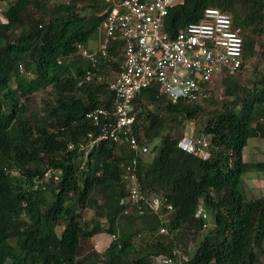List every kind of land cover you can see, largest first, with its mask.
Listing matches in <instances>:
<instances>
[{
  "label": "trees",
  "instance_id": "1",
  "mask_svg": "<svg viewBox=\"0 0 264 264\" xmlns=\"http://www.w3.org/2000/svg\"><path fill=\"white\" fill-rule=\"evenodd\" d=\"M112 6L111 0H12L0 12V264H153L174 249L183 264H262L264 195L245 198L241 176L264 175V158L243 157L249 138L264 137V70L251 84L222 78V99L203 104L167 102L155 89L135 97L134 134L141 133L152 154L149 161L148 153L140 157L138 183L172 210L162 218L149 209L126 214L123 181L132 152L111 140L81 147L95 131L86 113L111 106L102 76L119 68L122 44L109 46L110 59L95 65L77 53V44L86 47ZM207 7L241 27L245 65L261 45L264 0H183L168 9L165 30L173 35L199 21ZM42 90L41 107L32 108ZM153 105L163 106L170 120L208 115L202 131L209 157L180 149ZM199 202L210 214L206 232L194 217ZM161 225L166 233H159ZM101 232L106 248L78 257L81 236Z\"/></svg>",
  "mask_w": 264,
  "mask_h": 264
},
{
  "label": "built area",
  "instance_id": "2",
  "mask_svg": "<svg viewBox=\"0 0 264 264\" xmlns=\"http://www.w3.org/2000/svg\"><path fill=\"white\" fill-rule=\"evenodd\" d=\"M182 2L118 0L104 17V37L99 47L90 51L77 44V53L92 65L99 59H110L109 46L115 42L122 44L119 68L108 80L113 95L111 106L95 107L86 113L95 131L88 133V143L81 144V147L90 149L101 141L111 140L125 144L132 152L123 181L129 191L126 202L130 204L124 211L126 214L133 210L143 214L144 209H149L162 218L172 210L164 197L142 192L138 183L140 157L145 156L150 147L145 144L141 133L137 134L140 140L134 134L138 112L135 97L145 89H155L157 97L171 103L182 100L203 104L211 97L220 100L223 88L215 92L216 82L237 74L245 66L241 27L234 26L230 14L219 8H205L199 21L187 24L173 35L165 30L168 9ZM86 76L89 78L90 72ZM189 122L186 131L178 138V147L207 159L210 155L209 135L203 132L194 135L195 120ZM194 217L203 220L202 229L211 227L210 214L200 202ZM158 231L166 233L167 230L161 225ZM153 264H183V259L174 249L172 256L154 257Z\"/></svg>",
  "mask_w": 264,
  "mask_h": 264
},
{
  "label": "rangeland",
  "instance_id": "3",
  "mask_svg": "<svg viewBox=\"0 0 264 264\" xmlns=\"http://www.w3.org/2000/svg\"><path fill=\"white\" fill-rule=\"evenodd\" d=\"M10 1L12 0H0V12H3L6 9L8 2ZM117 1L118 0H115L114 2ZM103 37V28H99V30L94 35H92L89 41L85 44L86 47L90 51L96 50L99 47ZM262 52H264V34L262 35L261 45L258 44V46H256L255 48L254 56L245 62V66L240 70V72L233 75L237 82L241 84H251L252 82L257 81L260 78L262 74L261 72L262 70H264V55H261ZM112 73L113 70L109 68L107 74L103 75L102 77L105 78L104 80H109ZM221 89L222 84L220 82H216V84L214 85V91L219 92ZM45 96L46 93L43 90L33 95L31 107L39 109L42 104L41 100ZM226 99L229 100V97L227 96ZM150 110H157L160 115L164 116L167 119V122H169L168 127L172 129L171 131L173 132V136L175 138L181 137L184 131H186L187 124L190 123V120H185L180 116H176L174 118L175 121L173 119L170 120V115L167 116V110L163 106L156 108L153 105L150 107ZM207 119L208 115H199L198 119L195 120L194 135H198L199 133L203 132L202 130L204 129ZM254 149L264 152V137L254 136L248 139L247 145L244 150L245 153L249 151L251 154H253L251 151H253ZM153 154L156 155L157 150H155ZM151 156L152 154L148 153L145 156V160L149 161L151 159ZM260 180H264V175L262 174V172L257 170H249L241 176V188L245 198H258L264 195V186H258L255 184L256 181L259 182ZM84 214L89 217L92 214V211L85 210ZM107 238L108 237L106 236L105 232L98 233L91 238L81 236L78 257H84L90 253L104 250L108 243ZM194 248V244H191L190 250L192 251ZM261 258L264 261V255L261 256ZM262 264H264V262Z\"/></svg>",
  "mask_w": 264,
  "mask_h": 264
},
{
  "label": "crops",
  "instance_id": "4",
  "mask_svg": "<svg viewBox=\"0 0 264 264\" xmlns=\"http://www.w3.org/2000/svg\"><path fill=\"white\" fill-rule=\"evenodd\" d=\"M112 3H116L114 2L115 0H111ZM245 148L243 149V157L247 162H256V161H261L264 158V152L263 151H259L257 149H254L253 151H251L253 154H251L249 151L245 153ZM263 156V157H262ZM258 186H264V180H260L259 182L256 181L255 183Z\"/></svg>",
  "mask_w": 264,
  "mask_h": 264
},
{
  "label": "water",
  "instance_id": "5",
  "mask_svg": "<svg viewBox=\"0 0 264 264\" xmlns=\"http://www.w3.org/2000/svg\"><path fill=\"white\" fill-rule=\"evenodd\" d=\"M156 150V147H154L153 149H152V152H154Z\"/></svg>",
  "mask_w": 264,
  "mask_h": 264
}]
</instances>
